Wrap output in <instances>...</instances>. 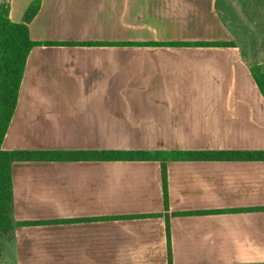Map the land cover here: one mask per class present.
<instances>
[{
    "label": "crops",
    "instance_id": "obj_1",
    "mask_svg": "<svg viewBox=\"0 0 264 264\" xmlns=\"http://www.w3.org/2000/svg\"><path fill=\"white\" fill-rule=\"evenodd\" d=\"M29 28L4 150H264V0H42ZM161 171L14 163V264H264V162H169L168 209Z\"/></svg>",
    "mask_w": 264,
    "mask_h": 264
},
{
    "label": "trees",
    "instance_id": "obj_2",
    "mask_svg": "<svg viewBox=\"0 0 264 264\" xmlns=\"http://www.w3.org/2000/svg\"><path fill=\"white\" fill-rule=\"evenodd\" d=\"M42 0H35L26 10L23 20H11L7 6L0 5V255L3 241H11L18 226L13 217L12 165L17 162H80V161H157L161 163L164 202L168 209L167 163L173 161L264 162L262 151H6L5 136L16 111L21 84L30 52L41 43L31 39L29 25L38 14ZM122 46L181 47L185 43H122ZM233 43H200L199 46L229 47ZM256 85L264 97V71L260 66L251 68ZM168 226V224H167ZM169 263L171 251L169 245Z\"/></svg>",
    "mask_w": 264,
    "mask_h": 264
},
{
    "label": "rangeland",
    "instance_id": "obj_3",
    "mask_svg": "<svg viewBox=\"0 0 264 264\" xmlns=\"http://www.w3.org/2000/svg\"><path fill=\"white\" fill-rule=\"evenodd\" d=\"M14 239V236H13ZM13 239L11 241L8 240H4L3 241V251L2 254L0 255V264H14L13 259L11 258V254L12 253V243H13Z\"/></svg>",
    "mask_w": 264,
    "mask_h": 264
}]
</instances>
